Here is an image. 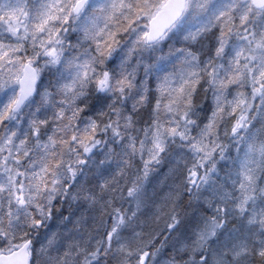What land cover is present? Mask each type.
I'll use <instances>...</instances> for the list:
<instances>
[{
  "label": "clouds",
  "instance_id": "1",
  "mask_svg": "<svg viewBox=\"0 0 264 264\" xmlns=\"http://www.w3.org/2000/svg\"><path fill=\"white\" fill-rule=\"evenodd\" d=\"M0 264H264V0H0Z\"/></svg>",
  "mask_w": 264,
  "mask_h": 264
}]
</instances>
